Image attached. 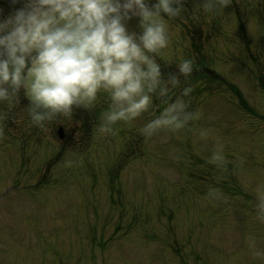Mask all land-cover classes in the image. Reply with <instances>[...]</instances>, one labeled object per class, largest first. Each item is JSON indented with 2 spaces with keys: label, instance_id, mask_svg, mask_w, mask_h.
Instances as JSON below:
<instances>
[{
  "label": "rangeland",
  "instance_id": "1",
  "mask_svg": "<svg viewBox=\"0 0 264 264\" xmlns=\"http://www.w3.org/2000/svg\"><path fill=\"white\" fill-rule=\"evenodd\" d=\"M206 2L186 0L181 15L167 20L168 47L154 54L173 69L181 59H196L198 69L181 76L169 96L154 95L152 108L135 120L113 130L92 123L85 131L71 113L37 127L25 112L0 103V192L17 175L26 184L40 179L43 167L45 181L59 180L44 195L35 193L39 203L27 209L17 207L15 196L0 203V264H100L101 254L106 264H264V121L247 116L220 79L216 84L194 76L202 73L201 63L212 65L239 88L254 114L264 116V91L251 76L264 66V0H212L207 12ZM190 25L202 38L209 34L200 40L198 56ZM189 86L192 92L183 96ZM177 97L192 117L179 129L145 134L144 126ZM107 100L99 94L87 108ZM222 112L232 122L221 119ZM60 123L73 135L58 151L53 132ZM17 139L20 155H27L24 168L19 151L5 144ZM84 154L97 157L95 171L77 167ZM62 159L72 164L70 175L58 169ZM30 165L40 170L33 168V175ZM130 222V233L120 235ZM119 225L117 241L102 247Z\"/></svg>",
  "mask_w": 264,
  "mask_h": 264
},
{
  "label": "clouds",
  "instance_id": "2",
  "mask_svg": "<svg viewBox=\"0 0 264 264\" xmlns=\"http://www.w3.org/2000/svg\"><path fill=\"white\" fill-rule=\"evenodd\" d=\"M185 2L0 0V103L14 105L23 92L31 121L43 127L104 94L110 122L137 119L154 95L169 96L195 70L192 60L181 59L165 79L155 59L169 45L167 20L180 16ZM213 7L207 0L204 10ZM191 92L185 87L182 95ZM186 108L177 97L144 126L145 134L183 127L192 117Z\"/></svg>",
  "mask_w": 264,
  "mask_h": 264
}]
</instances>
